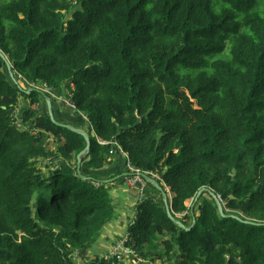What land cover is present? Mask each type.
Returning <instances> with one entry per match:
<instances>
[{
	"label": "trees",
	"instance_id": "1",
	"mask_svg": "<svg viewBox=\"0 0 264 264\" xmlns=\"http://www.w3.org/2000/svg\"><path fill=\"white\" fill-rule=\"evenodd\" d=\"M0 52V264H77L115 215L91 172L115 157L162 187L133 264H264V0H0Z\"/></svg>",
	"mask_w": 264,
	"mask_h": 264
},
{
	"label": "crops",
	"instance_id": "2",
	"mask_svg": "<svg viewBox=\"0 0 264 264\" xmlns=\"http://www.w3.org/2000/svg\"><path fill=\"white\" fill-rule=\"evenodd\" d=\"M58 97L60 98L61 96H58ZM58 97L53 98L54 100H56L57 105L60 104L57 100ZM51 103H53L52 99H50V104ZM60 114H63V117L60 118L62 121H65V123H69L70 125H73V127L79 128L86 133L88 125L86 124V118L83 117V115L81 118L75 112H72V115H70L68 113L65 114L64 112L61 113L58 110L57 115L59 116ZM122 166H123V163H121L120 159L115 157V161L112 162V165L110 166L111 168L109 171H106V172L96 171L95 176L98 179L107 178L105 179V181H109L113 179L111 177L114 174L120 171L119 170L120 168H123V172H124V167ZM105 181H103V183L107 184V190L110 194L111 202L114 206L115 215L113 216L112 222L105 229H103L104 232L98 236V239L92 244L90 249L85 250L84 252H77L75 254V259H76L75 261L77 264H93L92 262L99 258L98 257L99 254L101 257L103 255L104 257L107 256L108 252L111 249V245L116 240H118V237L120 235L122 236L124 235L128 227V224H130V222L133 220L135 205L138 202L137 200L139 199L137 190L135 188H130L129 186H127L124 180L118 183L116 182L117 180H114L111 182H105ZM123 187L127 189V192L123 189ZM154 189L156 188L153 185L151 187V186H148L147 184V186L145 187L143 191V195L145 197L157 196L156 194L157 192H155ZM165 189H167V187L164 188V190ZM130 208L132 210V215H129ZM124 220H126L127 225H126V228H124V230L122 231ZM98 248H100V251H101L100 253L97 252ZM135 260L136 258L133 257L130 260H128L126 264H133Z\"/></svg>",
	"mask_w": 264,
	"mask_h": 264
},
{
	"label": "built area",
	"instance_id": "3",
	"mask_svg": "<svg viewBox=\"0 0 264 264\" xmlns=\"http://www.w3.org/2000/svg\"><path fill=\"white\" fill-rule=\"evenodd\" d=\"M44 91L46 93H49L51 90L44 89ZM60 102L64 105L65 108H67L69 110H75V106L71 101L70 93H68L64 97H61ZM119 152H120V154H122L126 158V155L123 152H121V150ZM125 168H126V171L131 174L125 178V183L130 188L133 187V188L137 189L138 195H139L138 202H141L145 198V196L143 195V191H144L145 187L147 186L148 182L140 176L139 170L135 169L130 164V162H128V161L126 162ZM152 177H155V176L152 175ZM155 178L158 179V177H155ZM127 256H133L135 258L132 250L130 249V247L128 245V237H127V234L125 233L120 239L116 240V242L113 243L110 251L108 252L107 256H105L104 258L106 260L107 259L108 260H114V259H121V258H124ZM135 262L140 263V261L137 258H136Z\"/></svg>",
	"mask_w": 264,
	"mask_h": 264
},
{
	"label": "rangeland",
	"instance_id": "4",
	"mask_svg": "<svg viewBox=\"0 0 264 264\" xmlns=\"http://www.w3.org/2000/svg\"><path fill=\"white\" fill-rule=\"evenodd\" d=\"M1 53V52H0ZM4 58L6 59V60H8L7 59V57L6 56H4ZM3 59V58H2ZM5 59H3L4 61H6ZM6 64V63H5ZM44 90V89H43ZM66 93H67V91L65 90V89H60L57 93H54V95L52 96V98H54V97H58V96H61V97H64L65 95H66ZM45 94H46V92H45ZM60 97V98H61ZM60 98L58 97L57 98V100H58V102L60 103V107L64 110V111H69V110H67L64 106H63V104L60 102ZM50 99V98H49ZM68 114H70V115H72V111H70V112H68ZM79 129V128H78ZM81 130V129H80ZM123 156V155H122ZM123 158H125L124 156H123ZM61 162L59 161V160H57V159H52V161H46V160H41L40 162H39V166H40V168L44 171V172H47V170H51L52 168H59V169H64V170H68V171H73L74 170V167H75V163L74 162H68L67 164H66V167H62L61 166ZM76 165H77V163H76ZM110 166H103V168H101V169H98V170H96L95 169V171H91V172H96V171H104V172H106V171H109L110 170ZM81 170H83V172L84 173H89V170L90 169H88L86 166H85V164H81ZM124 173H127V174H129V175H131L129 172H127L126 171V168H125V172ZM128 175V176H129ZM127 176V177H128ZM126 178V177H125ZM125 178H124V181H125ZM148 184V183H147ZM133 188V187H132ZM123 189L127 192V189L125 188V187H123ZM136 189V188H135ZM137 190V189H136ZM166 190V193H167V198H169L170 196H171V194L169 193V188H167V189H165ZM137 193H138V191H137ZM138 198H139V196H138ZM139 200V199H138ZM137 200V201H138ZM188 204V206L190 205V202H188L187 203ZM33 206L35 207V205L33 204ZM129 215H132V210H131V208H130V210H129ZM126 225H127V222H126V220H124V222H123V226H122V231L124 230V228H126ZM102 233L104 232V231H101ZM101 233V234H102ZM115 234V233H114ZM122 237V235H120L119 237H118V239H120ZM113 245V244H112ZM111 245V246H112ZM97 252H101L100 251V248H98L97 249ZM99 258L98 259H96V260H94L92 263H94V262H96V261H98L100 258H103L104 257V255L101 257L100 256V254H99V256H98ZM131 258H133V256H127V257H124V258H121V259H114V260H110L111 262H112V264H121V263H123V264H126L127 262H128V260H130ZM136 261V260H135Z\"/></svg>",
	"mask_w": 264,
	"mask_h": 264
},
{
	"label": "water",
	"instance_id": "5",
	"mask_svg": "<svg viewBox=\"0 0 264 264\" xmlns=\"http://www.w3.org/2000/svg\"><path fill=\"white\" fill-rule=\"evenodd\" d=\"M0 57L3 58V55H2L1 53H0ZM3 59H5V58H3ZM5 60H6V59H5ZM6 65H7V69L9 70V73H10V72H11V68H10L9 63H8L7 60H6ZM10 77L13 78L12 73H10ZM43 96H44V99H45V102H46V105H47L48 116H49L50 120H51L54 124H57V125H59V126H63V127L67 128V129L70 130V131H74V132L80 134V135L85 139V141H86V148H85V150H84V151H83V152L77 157L78 161H77V165H76V166H77V171H78V173H79V169H80V159H79V157H80L81 155H83V154H87V153H88V150H89V137H88V135H87L83 130H80V129L74 128V127L71 126V125H66V124L64 125V124H61V123L57 122V121L54 119V117H53L52 107H51V104H50V99H49V97H47L46 95H43ZM139 174H140V176H141L144 180H146L149 184L153 185L158 191H162V187H160V185H158L157 182H156L154 179H152L151 177H149V176H147V175H144V174H141V173H139ZM128 175H129V174H127V173H123V174H122V177L125 178V177H127ZM119 177H120V176H117V177H115V178H113V179H111V180H109V181H105V182H111V181L117 180ZM203 190H204V189H201V190L198 192L197 198L200 196V194L202 193ZM163 197H165L164 194H163ZM171 197H172V196H170V198H171ZM215 201H216V205H217V208H218V211H219L220 215H221V216H224L223 213H222V206H221V204H220L219 199L216 198ZM164 202L166 203V198L164 199ZM167 215H168V217H169L172 221H175L173 218H171V214H170V211H169V210H167ZM175 222H177V221H175ZM177 223H178V222H177Z\"/></svg>",
	"mask_w": 264,
	"mask_h": 264
}]
</instances>
